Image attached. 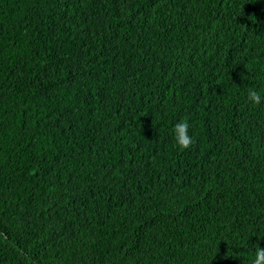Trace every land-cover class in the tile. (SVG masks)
I'll return each mask as SVG.
<instances>
[{
	"label": "trees",
	"instance_id": "trees-1",
	"mask_svg": "<svg viewBox=\"0 0 264 264\" xmlns=\"http://www.w3.org/2000/svg\"><path fill=\"white\" fill-rule=\"evenodd\" d=\"M250 90L264 0H0V264H249Z\"/></svg>",
	"mask_w": 264,
	"mask_h": 264
},
{
	"label": "clouds",
	"instance_id": "clouds-1",
	"mask_svg": "<svg viewBox=\"0 0 264 264\" xmlns=\"http://www.w3.org/2000/svg\"><path fill=\"white\" fill-rule=\"evenodd\" d=\"M246 98L252 106H260L264 104V90H250ZM190 127L188 120L182 119L172 128L174 144L181 151L189 149L194 142L193 135H190ZM249 264H264V249L254 245Z\"/></svg>",
	"mask_w": 264,
	"mask_h": 264
}]
</instances>
